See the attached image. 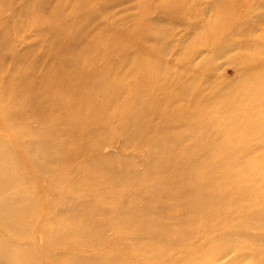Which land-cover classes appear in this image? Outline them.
Returning a JSON list of instances; mask_svg holds the SVG:
<instances>
[{
	"label": "bare ground",
	"instance_id": "obj_1",
	"mask_svg": "<svg viewBox=\"0 0 264 264\" xmlns=\"http://www.w3.org/2000/svg\"><path fill=\"white\" fill-rule=\"evenodd\" d=\"M70 1L76 10L68 14V17H63L62 11L66 8V5L62 4L64 2L52 4L48 0H0V9L12 8L0 19V223L5 219L11 223L12 217L28 218V206L33 213L39 209L38 203L32 198L38 190L35 184L29 181L32 177L26 169V165L30 164L35 173L45 178L57 191L67 181L76 193L81 191L82 182L87 185L91 183L86 192L92 196L91 199L72 200L69 197H61L41 205L44 210L47 207L50 210L47 222L54 230L51 233H43L44 247H54L55 250L46 257V264H71L74 260L77 264L97 263L98 260L109 264L128 263L131 258L126 247H134L132 237H129L131 242L126 246L117 237L114 238V246L110 242L105 249L107 252L101 256L87 255L84 250L86 240L97 233L99 235V231L105 227L118 235L129 231L136 224L135 221L127 222L120 215L122 209L129 208L143 213L141 222H158L155 227L151 222L144 225L149 226L139 236L141 240L149 236L150 239L168 238L182 244L194 231L198 232L196 222L200 217L207 214L208 218L218 212L225 217V226L214 229L216 233L208 228L211 236L203 245L207 252L220 255L224 248H215L219 243L231 245L235 244L239 237L249 238L255 222L240 221L238 218H254L264 212L262 208L256 209L253 205L244 209L241 204L243 185L235 180L249 164H236V172L228 171V162L237 152L221 150L220 154L224 158L221 162L218 155L214 160L209 148L213 149L215 137L225 133L224 128L229 124H242L261 130L264 127L251 121L248 111L237 108L234 113L227 115V111L221 109V127L215 129L206 124L200 128L198 139L193 145L180 143L178 150H173L185 154L188 158L174 163L173 160L161 162L162 172L153 169L150 162L145 163L143 174L137 172L134 162L126 165L123 172L120 171L116 163L119 153L124 150L139 151L148 148L147 157L153 158L157 152L158 136L162 133V140L168 137L169 141L168 132L177 128L179 123L178 121L171 126L165 119L157 121L153 111L161 105L159 102H154L148 107L132 108L123 118V126L118 129L113 127L109 120L104 119V114L112 106V109H115L112 104L115 93L129 78L125 72L136 71L141 63H148L154 55L156 57L159 54L161 47L156 45V41L151 42L152 49L150 46L127 44L126 40L124 44H127V49L131 51H119L120 44L116 41H109L112 45L106 50L105 39L95 41L102 35L93 24L97 13L100 10L105 11L109 1L103 0L99 9L92 5L93 0ZM44 19L47 24H40ZM261 20H264L262 16ZM32 24L36 26L34 35H42L43 43H51L53 47L35 51L33 44H17L20 33H24ZM91 35L93 39L88 42L86 39ZM238 46L246 48L248 44ZM110 50L113 53H107ZM93 51L98 52L99 59H89ZM49 58L53 59V66L45 63ZM101 60L102 63L109 60L110 67L105 68L101 66L102 63L98 65ZM5 63L12 65V70H4ZM147 67L153 69L152 71L157 70L156 64H149ZM235 67L238 73L245 74L243 64L236 63ZM198 70L201 71V67ZM246 70H255L251 79L247 80L248 83L261 84V87L249 88L247 101H264V59L251 60ZM54 74L53 84H47L46 78ZM84 75L87 76L85 79L78 80ZM51 92L63 94L64 100L55 97L53 101L52 96H49ZM78 115H81V121L77 118ZM144 121L153 123L143 129ZM59 122L61 129L56 128ZM33 123H36L37 127H33ZM130 125L133 127L129 128ZM139 129H142V133L137 136L135 132ZM67 131L82 142L89 138L85 147L66 152L65 143L57 144V140ZM1 135L7 137L2 139ZM234 137L236 140L241 138ZM199 139H203V142ZM12 143L18 146L19 151ZM233 143L239 148L242 146L236 141ZM262 144L264 145V134ZM161 148L166 149L164 144ZM238 151L247 153L245 149ZM20 152L27 158L24 162L19 158ZM84 152L89 156L85 157ZM74 161L76 165L69 167L68 164ZM260 161L264 163V148L261 150ZM83 165L89 166L83 168ZM103 167L109 172L110 181L122 186L121 189L101 187L100 170ZM190 167H196V170L179 175L182 180L178 183L171 184L161 178L162 175H178ZM219 175H222L223 179L216 182L215 178ZM13 184H17L19 189H9ZM139 199L143 201L138 202ZM152 200L159 206L152 204ZM209 204L223 210L209 211L202 215L200 209ZM233 204H236L232 210L234 218L228 220L224 210ZM12 210L21 214L16 215ZM259 225H264V219ZM17 236L21 238V232ZM19 247L24 251L26 244ZM211 249H214L213 252ZM148 251L154 257L159 254V251L154 249ZM255 253V258H243L238 261L237 256L228 264H264V257L259 258L260 250L257 249ZM28 262L29 257L26 255L25 264Z\"/></svg>",
	"mask_w": 264,
	"mask_h": 264
},
{
	"label": "rangeland",
	"instance_id": "obj_2",
	"mask_svg": "<svg viewBox=\"0 0 264 264\" xmlns=\"http://www.w3.org/2000/svg\"><path fill=\"white\" fill-rule=\"evenodd\" d=\"M48 1L52 4L64 2L62 4H65L66 8L62 11L63 17H68V14L76 10L75 5L69 0ZM93 1L92 5L97 9L103 3V0ZM108 1L109 6L106 7V10H100L94 19V28H98L97 31L103 36L95 41L105 39L106 50H109L112 45L109 44V41L112 43L116 41L120 44L119 51L128 50L127 44L144 45L152 48L151 42L156 41V45L161 47V50L148 63H141L136 71L125 72L129 78L122 83L123 86L115 93L112 100L115 109L113 110L112 106L104 114V119L109 120L113 127L118 129L123 126L121 124L123 118L129 114L128 112L132 108L136 106L148 107L154 102H159L161 105L153 111L157 121L165 119L171 126L179 121L177 128L168 132L169 141L167 140L168 137L162 140V133L158 136L157 152L153 158L147 157L148 148L139 151L124 150L123 153H119V160L116 163H118L120 171L123 172L126 165L129 166L131 162H134L137 172L143 174L145 163L150 162L153 169L162 172L161 162L173 160L172 163H174L188 158L185 154L173 152V150H178L180 143L188 146L193 145L198 139L200 128L206 124L215 129L221 127V109H225L227 115L234 113V109L237 108L248 111L251 121L264 127V101L249 102L246 97L249 88L261 87L260 82L248 83L247 80L254 74L255 70L251 72L247 71L246 68H248L251 60L264 59V20H261V16L264 18V0ZM11 9L4 10L1 8L0 19L4 18ZM40 24H47V20H42ZM35 27L32 24L24 33H20L17 44H33L35 51H43L53 47L51 43H43L42 35H34ZM74 29L73 27L72 30L74 31ZM91 29H93L92 25ZM91 39H93L92 35L86 40L90 42ZM125 41L127 44H124ZM244 43H247L248 47L238 46ZM107 53L111 54L113 51L110 50ZM97 54V51H93L89 59H99ZM45 63L48 66L54 65L52 58L45 60ZM101 63L102 60L98 62V65ZM236 63L244 65L245 74L243 72L238 73L235 67ZM149 64H156L157 70H150V67H147ZM110 65L111 62L107 60L101 66L106 68ZM199 67H201V71L198 70ZM4 70H12V65L5 63ZM86 77L84 75L78 80H83ZM54 79L55 74L46 78L47 84L52 85ZM137 80L138 84H136ZM49 96H52L53 101L55 97L58 100H64V95L61 93L51 92ZM77 118L81 121V115H78ZM152 123L144 121L143 129ZM32 125L37 127L36 123ZM132 127L133 125H130L129 128ZM56 128H62L60 122ZM224 130L225 133L215 137L213 149L210 150L209 148V153L214 160L217 159L216 155H218L220 157L218 160L223 162L224 158L220 151L235 150L237 154L228 162V171L236 172V164H249L235 180V182L240 181L243 185V193L240 196L241 204L244 209L253 205L256 209L260 207L264 211V163L260 161L261 150L264 148L262 144L264 129H252L242 124L238 126L229 124ZM141 133L142 129L135 132L137 136ZM4 136L1 135V138L7 137ZM234 136L241 138L236 140ZM88 140L89 138L82 142L67 131L57 140V144L65 143V151L71 152L84 148ZM199 141L203 142V139H199ZM235 141L242 146L237 147L233 143ZM162 144H164L165 150L161 148ZM12 145L19 151L16 144L12 143ZM237 149H245L247 153L243 154ZM83 154L85 157L89 156L87 152ZM18 155L23 162L27 160L21 152ZM68 165L73 167L76 165V161ZM88 166L83 165V168ZM26 169L32 177L29 181L34 183L38 190V193L36 192L32 198L38 203L39 209L33 213L31 207L27 205L28 218L12 217L11 223L7 219L0 223V264H12L15 261L17 264H25L26 255L29 257L27 264H46V257L50 253H54L55 250L54 247H44L43 233L44 231L51 233L54 230L47 222L50 210L48 207L44 210L41 205L49 204V202H54L61 197H69L72 200L91 199L92 197L86 193L91 183L87 185L86 182H82L81 191L76 193L67 181L57 191L45 178L35 173L32 165L27 164ZM195 170L196 167H190L182 170L178 175H162L161 178L163 181H170L171 184L178 183L182 180L178 177L179 175ZM100 173L103 189L122 188V186L110 181L109 172L105 167L100 170ZM222 179V175L215 178L216 182H220ZM61 180L63 181V179ZM9 189L18 190L19 186L13 184ZM140 201L143 200L139 199L138 202ZM152 204L159 206L153 200ZM235 207L236 204L226 207L224 210L226 219L232 220L234 218L232 210ZM200 210L202 215H205L209 211L223 209H217L213 204H209ZM14 212L16 215L21 214ZM120 215L125 221L131 222L133 220L136 224L122 235L110 232L106 227L103 228L99 231V235L97 233L86 240L85 254L101 256L107 252L105 249L110 245V242L114 246L116 243L114 238L117 237L126 246L131 242L129 237H132L134 247H126L131 258L126 264H228L237 256H239L238 261L243 258H255L257 249L260 250L261 254L259 258L264 257V225H259L264 219V212L254 218L248 216L250 220L243 216L239 217L238 220L240 221L255 222L252 226L251 235L249 238L239 237L235 244L219 243L215 248H224L220 255L207 252L203 247L205 240L211 236L208 228L214 232V229L225 226L223 223L225 217L220 212L208 218H206L207 214L205 217H200L196 222L199 227L198 232L194 231L182 244L175 243L168 238L150 239L149 236L141 240L139 236L149 226L144 225L151 221L141 222L143 213H138L131 208L122 209ZM151 224L155 227L158 222L153 221ZM184 226L186 227V224ZM20 232L21 238L17 236ZM17 243L21 247L26 244L25 250L22 251ZM150 249L159 251V254L154 257L148 251ZM19 251L21 252L19 253ZM98 261L91 264H109L104 260ZM71 264H77V262L74 260Z\"/></svg>",
	"mask_w": 264,
	"mask_h": 264
}]
</instances>
